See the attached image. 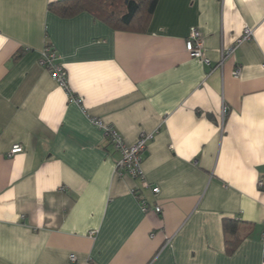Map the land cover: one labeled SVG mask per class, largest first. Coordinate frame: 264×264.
Returning a JSON list of instances; mask_svg holds the SVG:
<instances>
[{"label": "crops", "instance_id": "0c3cea01", "mask_svg": "<svg viewBox=\"0 0 264 264\" xmlns=\"http://www.w3.org/2000/svg\"><path fill=\"white\" fill-rule=\"evenodd\" d=\"M58 1L0 0V264H264V0H159L143 33ZM47 47L71 94L39 65ZM96 121L128 146L154 134L148 187ZM225 220L247 236L233 253Z\"/></svg>", "mask_w": 264, "mask_h": 264}, {"label": "built area", "instance_id": "2783aa9c", "mask_svg": "<svg viewBox=\"0 0 264 264\" xmlns=\"http://www.w3.org/2000/svg\"><path fill=\"white\" fill-rule=\"evenodd\" d=\"M253 38L254 30L246 28L243 34L236 40L234 45L230 46L223 52V57L227 58L233 55L242 44L253 40ZM186 49L192 58L201 60L204 64H210V61L204 58L202 34L199 30L193 29L191 31L190 36L186 41ZM58 60V55L50 47H47L42 52L39 65L50 73L53 80H55L61 88L71 94L67 71L61 64L58 63ZM234 76L238 78L240 76V71L236 70L234 72ZM76 101L79 104L83 103L81 98L76 99ZM227 112L228 109L225 107L223 110V117H226ZM95 124L104 130L106 139L114 146L116 151L120 153V159L116 163V168L120 175H127L134 179H140L143 181V185L148 187V183L145 181L142 169L143 155L147 150L148 143L154 138V134L143 133L136 144L128 146L118 131L110 126L104 125L101 121H96ZM23 152V146L15 145L8 156L13 157ZM259 187L264 189V180L259 182ZM152 191L157 194L160 190L159 188H153ZM143 209L145 212L148 211L145 204L143 205ZM156 212L160 213L161 209L156 208ZM70 259L72 262H76L77 260L75 255H71Z\"/></svg>", "mask_w": 264, "mask_h": 264}, {"label": "trees", "instance_id": "16d2710c", "mask_svg": "<svg viewBox=\"0 0 264 264\" xmlns=\"http://www.w3.org/2000/svg\"><path fill=\"white\" fill-rule=\"evenodd\" d=\"M158 3L159 0H63L51 3L49 11L64 18L87 12L113 29L143 33ZM224 233L229 253L247 237L239 234L238 223L233 220H225Z\"/></svg>", "mask_w": 264, "mask_h": 264}]
</instances>
